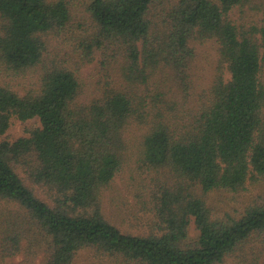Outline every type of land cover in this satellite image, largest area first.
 I'll list each match as a JSON object with an SVG mask.
<instances>
[{"label": "trees", "instance_id": "1", "mask_svg": "<svg viewBox=\"0 0 264 264\" xmlns=\"http://www.w3.org/2000/svg\"><path fill=\"white\" fill-rule=\"evenodd\" d=\"M156 1L90 0L91 27L76 31L66 0H0V135L39 120L0 139V264H73L83 250L106 264H222L256 237L264 248V203L217 217L192 191L264 179V0H161L159 20ZM205 40L218 64L191 103ZM153 173L163 183L148 199Z\"/></svg>", "mask_w": 264, "mask_h": 264}, {"label": "rangeland", "instance_id": "2", "mask_svg": "<svg viewBox=\"0 0 264 264\" xmlns=\"http://www.w3.org/2000/svg\"><path fill=\"white\" fill-rule=\"evenodd\" d=\"M71 11V21L72 29L76 31H81L82 28L87 30L88 27H91L92 19L87 10L88 3L90 0H66ZM161 6V0H157L152 4L150 13L157 15V20L161 19L163 12H165ZM239 15L238 8L235 7L231 11V18L235 19ZM195 55L191 62V74L194 82L193 91L191 96V103H194L210 86L214 74L216 72V66L218 64V52L217 44L212 40H205L203 42H195L194 45ZM96 63V61H95ZM94 70V64L86 65L81 69L80 77L85 80L87 79L91 71ZM227 77L228 74L225 73ZM97 75L91 76L93 81L96 80ZM91 88V87H90ZM90 88L87 86V92L90 91ZM86 93H84L85 96ZM39 125V120L37 118H31L27 120H19L16 118L11 119V123L6 129L5 133L0 135V139L6 138L13 140L21 135H26L28 130L32 127ZM157 178V182L154 179ZM119 181V186L122 185L121 179ZM150 185L153 187L149 191V198L153 199V193L157 190L159 184L163 183V177L155 173L148 176ZM154 191V192H153ZM192 191L196 195H201L209 207L212 216H223L225 213H229L233 216H240L244 208L251 204H260L264 203V179L255 184H249L248 187L244 190L238 192H230L223 189H215L209 191L205 194L202 193L200 187L192 183ZM38 196L46 200L48 203L53 202L54 195L49 189L43 187H37L36 190ZM135 202V200H133ZM150 215V214H149ZM135 227L144 226L145 228H129L127 230L135 232H143L149 227L144 224H132ZM148 227V228H147ZM188 233L190 238H195L198 235V230L195 228L193 220L188 226ZM250 250L248 252L242 253L240 255L228 256L222 264H264V248L262 247V242L259 237H256L251 240L248 244ZM93 250H83L78 252L75 257L73 264H106L105 260L97 258ZM42 259V256L37 255L32 261L27 259V256L22 255L21 253L17 254L13 258H7L5 262L1 264H18L21 261H24L25 264H39Z\"/></svg>", "mask_w": 264, "mask_h": 264}]
</instances>
